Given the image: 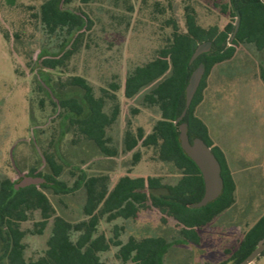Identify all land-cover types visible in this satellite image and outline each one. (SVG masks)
Here are the masks:
<instances>
[{
	"label": "trees",
	"instance_id": "1",
	"mask_svg": "<svg viewBox=\"0 0 264 264\" xmlns=\"http://www.w3.org/2000/svg\"><path fill=\"white\" fill-rule=\"evenodd\" d=\"M80 1L88 5L107 0ZM112 1L116 6L123 1L127 10L133 11L128 0ZM194 1L183 0L185 30L173 16L165 18L162 29L171 30L162 32L161 44L154 57L128 72L123 85L124 97L133 99L153 86L145 95V101L159 109L160 118L149 133L142 127L134 129L129 121L120 146L110 131L115 128L121 114L117 93L122 86L113 82L108 89H100L101 94L97 95L94 86L82 76L71 75L65 80H55L53 75L64 73L70 60L80 52L93 28V20L82 9L74 11L67 8L72 0L42 2L34 16L50 37H56L57 42L52 51L42 48L33 69L36 71L37 89L45 93L56 116L54 122L57 123L55 132L58 136L43 153L48 172L31 171L24 175L41 177L45 183L15 192L14 186L23 176L13 184L9 183L8 188H0V264H170L172 261H166V258L173 247H201V231L217 219L222 221L223 214L235 204L237 184L234 176L224 156L213 147L208 127L195 115V109L202 103L206 79L217 65L232 61L242 47L264 53V2L209 0L230 21L223 28L218 25L206 28L199 22ZM142 4L141 10L149 9L153 20H157L158 15L165 16L168 11H174L170 2L165 5L154 1L151 8L147 0H142ZM238 16L241 17L240 28L233 39ZM16 37L19 38L18 35ZM208 41L212 42L211 51L190 65L198 45ZM201 63L206 67L203 80L185 118L176 123L185 108L190 76ZM259 67L260 78L264 82V67ZM40 104L43 106L45 100ZM183 122L188 124L190 140L203 139L222 167L223 192L216 201L202 208H193L203 198L205 187L199 168L181 148L179 124ZM68 135L71 139L66 147L77 149L75 155L79 156L77 158L82 164L88 160L83 158L85 155L91 157L92 148L103 157L116 158L122 147L123 154L132 153L131 165L137 166L143 157L141 149H146L152 150L157 161L168 168L169 176L133 177L127 174L111 186L109 175H91L81 170L80 164L71 166L64 160L59 147ZM66 171L77 176L72 186L62 178ZM41 188L52 189L56 195H69L84 188L85 218L70 222L57 216L50 198ZM150 210L161 215L159 230L162 233L154 230L141 237L131 235L125 241L120 238L125 230L120 221L135 222L142 213ZM38 212L41 220L30 232L41 235L51 223V233L45 253L37 260L28 261L24 257L23 244L26 231L21 229V223L29 221ZM101 221L115 222L110 236L99 231ZM262 239L264 214L245 231L237 248L228 251L231 254L229 261L219 264H240ZM112 248L116 249V262L103 259Z\"/></svg>",
	"mask_w": 264,
	"mask_h": 264
},
{
	"label": "rangeland",
	"instance_id": "2",
	"mask_svg": "<svg viewBox=\"0 0 264 264\" xmlns=\"http://www.w3.org/2000/svg\"><path fill=\"white\" fill-rule=\"evenodd\" d=\"M43 1L0 0V188H8L9 183H15L31 171L47 173L43 153L58 136L55 132L56 116L45 93L37 89L36 71L33 69L42 48L52 51L57 42L56 37H50L34 16ZM154 1L165 5L170 2L174 11H168L165 16L158 15V19L153 20L149 9L141 10L142 0H128L127 3L133 7L131 12L123 1L116 6L112 0L88 5L72 0L66 6L74 11L84 10L94 25L80 52L70 60L64 73L53 74L54 79L82 76L94 86L97 95L101 94L100 89H108L113 82L122 86L117 93L121 114L115 128L110 131L119 146L129 121L134 129L142 127L149 133L160 118L159 109L145 101V95L153 86L133 99L124 97L123 85L128 72L154 57L161 44L162 32L171 30L162 29L165 18L173 16L185 30L183 0H147L150 8ZM194 5L199 22L206 28L213 25L223 28L230 21L209 0H196ZM259 66L264 67V53L242 47L232 61L217 65L206 79L204 98L196 107L195 115L208 127L213 147L224 156L234 176L236 202L223 214L222 221L217 219L201 231V247H173L166 258V261H172L170 264L229 261L231 254L228 251L237 248L245 231L264 214V82L260 78ZM43 99L45 104L41 106ZM65 139L59 147L64 160L71 166L80 164L81 170L91 175H109L111 186L127 174L133 177L169 176L168 168L157 161L152 150L139 148L143 153L142 160L137 166H132V153L123 154L122 147L116 158L103 157L92 148L91 157L82 156L88 159L86 164H82L77 158L79 156L75 155L77 149L67 148L70 135ZM111 169L113 171L109 172ZM62 178L72 186L77 176L66 171ZM41 190L50 198L57 216L70 222L85 218L84 188L69 195H56L48 188ZM40 220L38 212L29 221L21 223V229L26 231L23 244L24 257L28 261L37 260L47 249L51 223L41 235L30 232L35 230L34 225ZM119 224L125 228L120 237L124 241L131 235L141 237L154 230L162 233L159 230L161 215L155 210L142 213L135 222L120 221ZM114 225L115 222L101 221L99 231L110 236ZM115 251L112 248L103 259L116 262ZM253 264H264V253Z\"/></svg>",
	"mask_w": 264,
	"mask_h": 264
},
{
	"label": "water",
	"instance_id": "3",
	"mask_svg": "<svg viewBox=\"0 0 264 264\" xmlns=\"http://www.w3.org/2000/svg\"><path fill=\"white\" fill-rule=\"evenodd\" d=\"M262 1L264 2V0ZM240 23L241 17L238 16L232 37L233 39L239 31ZM211 48L212 42L210 41L198 45L190 59V65H192L201 55L210 52ZM205 71L206 67L203 63H201L192 72L186 86L185 108L176 123L181 122L185 118L203 80ZM179 132V140L182 150L196 164L203 177L205 187L204 196L198 203L193 205V208H202L216 201L223 192L224 180L222 177V167L212 148L208 146L203 139L195 138L192 141L190 140V137L188 135L187 123L183 122L179 124ZM45 182L46 180L41 177L24 176L23 179L14 186V190L15 192H17L21 188L29 187L32 185H40ZM263 253L264 239L258 242L256 248L240 264H252Z\"/></svg>",
	"mask_w": 264,
	"mask_h": 264
},
{
	"label": "crops",
	"instance_id": "4",
	"mask_svg": "<svg viewBox=\"0 0 264 264\" xmlns=\"http://www.w3.org/2000/svg\"><path fill=\"white\" fill-rule=\"evenodd\" d=\"M254 262H255V261H254ZM254 262H253V263H254ZM253 263H252V264H253Z\"/></svg>",
	"mask_w": 264,
	"mask_h": 264
}]
</instances>
